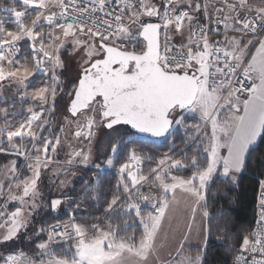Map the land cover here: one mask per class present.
I'll list each match as a JSON object with an SVG mask.
<instances>
[{
    "label": "snow or ice",
    "instance_id": "snow-or-ice-1",
    "mask_svg": "<svg viewBox=\"0 0 264 264\" xmlns=\"http://www.w3.org/2000/svg\"><path fill=\"white\" fill-rule=\"evenodd\" d=\"M136 133L171 145L144 151ZM105 167L118 173L111 192ZM247 176L253 219L237 226ZM178 190L200 242L188 248L189 224L161 260ZM88 202L102 214L80 217ZM210 238L225 264H264V0L0 7V264H209Z\"/></svg>",
    "mask_w": 264,
    "mask_h": 264
},
{
    "label": "trees",
    "instance_id": "trees-1",
    "mask_svg": "<svg viewBox=\"0 0 264 264\" xmlns=\"http://www.w3.org/2000/svg\"><path fill=\"white\" fill-rule=\"evenodd\" d=\"M11 0H0V7L2 6H10ZM17 108H21V105L19 102H16ZM26 106V105H25ZM24 106V107H25ZM23 110V109H21ZM22 118V117H21ZM191 122V121H190ZM184 130L177 129L174 131V135L177 137L176 144L178 146H183L181 143L180 137L183 136ZM131 141L137 142L136 146H142L144 148V151L147 152H166L168 151V147L171 145L172 138L169 137L167 140L165 139H156V138H149L143 135H131L128 137ZM103 160V159H101ZM95 162H101L100 160H97ZM146 167V165H145ZM79 171V170H78ZM95 172V169H92L87 173V175H82L78 177L77 179L73 180V183L71 185L72 191L70 195L73 197L77 196V194L81 193V189L83 187V182L87 181L89 176L92 175V173ZM118 174V173H117ZM182 174L187 175V171H184ZM100 176L104 178V185H105V191L111 192L114 191V185L116 183L117 176L113 172H100ZM255 181L254 178L251 176H247L244 180L243 185L238 190V201L235 205L232 206L231 212L233 217L238 222L237 226L239 225H248L252 219H253V212H254V206L256 203V196L257 193L254 191L253 185ZM220 203H223V201H220ZM103 201L100 202V205L102 206ZM215 207H219V204L214 205ZM70 209H65V211H68ZM92 212L93 214H102V213H96V208L93 206L92 202H88L84 205H82V208L79 211V216L82 218H86L88 216V213ZM55 215V213L48 214L45 218L51 219V216ZM60 217L66 218L64 216V213H59ZM41 218L37 217V221H39ZM194 251L197 249L196 247H193ZM208 262L209 264H225V262L228 260V257L223 255V246L221 243L217 240H214L210 238L209 243V254H208Z\"/></svg>",
    "mask_w": 264,
    "mask_h": 264
},
{
    "label": "rangeland",
    "instance_id": "rangeland-1",
    "mask_svg": "<svg viewBox=\"0 0 264 264\" xmlns=\"http://www.w3.org/2000/svg\"><path fill=\"white\" fill-rule=\"evenodd\" d=\"M60 119H61L60 114L57 113L56 115L57 123H59ZM66 131L67 134L71 137L74 131V126L68 128ZM101 159H103V157H101ZM107 168L108 167H105L104 169ZM109 169L116 170V168H109ZM176 200L177 203L167 214V217L162 224V231L160 233V239L158 242L160 246L159 256L161 260L169 259V253H172L174 255V250L177 246V242L180 240L183 234L187 233V226L189 224L192 225V232L190 239L188 241V245H187L188 248L190 250H193L194 249L193 247L197 248L200 242L199 229H200L201 221L199 215L197 216L195 222L191 220V214L188 210L186 197L179 190L176 193Z\"/></svg>",
    "mask_w": 264,
    "mask_h": 264
},
{
    "label": "built area",
    "instance_id": "built-area-1",
    "mask_svg": "<svg viewBox=\"0 0 264 264\" xmlns=\"http://www.w3.org/2000/svg\"><path fill=\"white\" fill-rule=\"evenodd\" d=\"M103 171H106V172H113L114 174L117 175V170H111V169L107 168V169H103Z\"/></svg>",
    "mask_w": 264,
    "mask_h": 264
},
{
    "label": "water",
    "instance_id": "water-1",
    "mask_svg": "<svg viewBox=\"0 0 264 264\" xmlns=\"http://www.w3.org/2000/svg\"><path fill=\"white\" fill-rule=\"evenodd\" d=\"M136 134H138V135H143V136H146V137H149V138H151V139H153L154 137H152V136H150L149 134H141V133H136ZM156 139H158V138H156Z\"/></svg>",
    "mask_w": 264,
    "mask_h": 264
}]
</instances>
